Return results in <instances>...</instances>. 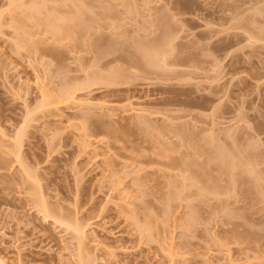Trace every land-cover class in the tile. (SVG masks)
Instances as JSON below:
<instances>
[{
	"label": "rangeland",
	"instance_id": "1",
	"mask_svg": "<svg viewBox=\"0 0 264 264\" xmlns=\"http://www.w3.org/2000/svg\"><path fill=\"white\" fill-rule=\"evenodd\" d=\"M0 254L264 264V0H0Z\"/></svg>",
	"mask_w": 264,
	"mask_h": 264
},
{
	"label": "bare ground",
	"instance_id": "2",
	"mask_svg": "<svg viewBox=\"0 0 264 264\" xmlns=\"http://www.w3.org/2000/svg\"><path fill=\"white\" fill-rule=\"evenodd\" d=\"M11 1H13V0H11ZM16 0H14V2H15ZM51 27H52V25H51ZM54 30H56V27L54 28V26L52 27ZM58 30V29H57ZM157 49V48H156ZM156 52V51H155ZM89 102V101H88ZM95 104H101V103H99V102H94V101H91L90 102V105H95ZM17 141V140H16ZM20 144V142H19V140H18V142H17V144ZM18 147H19V145H18ZM224 159V158H223ZM43 200V199H42ZM40 200V204H42V207L40 206V208H41V211H42V209H43V213L45 214V216H48V210L46 211V209H47V206H46V204L44 203V205L46 206V208H45V206L43 205V202L45 201V200ZM56 220V219H55ZM57 221V220H56ZM74 225V224H73ZM71 225L70 224H68L67 226H66V228H69ZM71 227H73L72 229L73 230H75V232H76V234L80 237V239H83V238H85L86 237V234H87V227L83 224V225H81V224H77L76 223V225L75 226H71ZM71 227H70V229H71ZM91 231V230H90ZM90 233H92V231L90 232ZM95 239V238H94ZM95 241H97L96 239H95ZM0 264H9L8 263V261H7V259L3 256V255H1L0 254Z\"/></svg>",
	"mask_w": 264,
	"mask_h": 264
}]
</instances>
